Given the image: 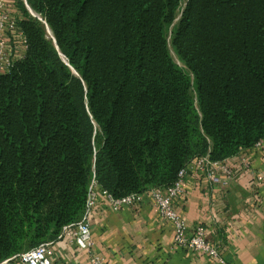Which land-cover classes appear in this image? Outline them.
<instances>
[{"label":"trees","instance_id":"obj_1","mask_svg":"<svg viewBox=\"0 0 264 264\" xmlns=\"http://www.w3.org/2000/svg\"><path fill=\"white\" fill-rule=\"evenodd\" d=\"M27 1L0 74V264L82 220L94 178L148 194L264 141V0Z\"/></svg>","mask_w":264,"mask_h":264},{"label":"crops","instance_id":"obj_2","mask_svg":"<svg viewBox=\"0 0 264 264\" xmlns=\"http://www.w3.org/2000/svg\"><path fill=\"white\" fill-rule=\"evenodd\" d=\"M225 166L232 175L218 170V183L204 171L189 170L184 194L174 206L190 229H206L228 264H264V142L227 160ZM91 226L93 251L107 264H219L177 248L172 224L160 217L150 195L139 207L118 212L100 199ZM50 250L54 264H91L90 254L68 239L57 240Z\"/></svg>","mask_w":264,"mask_h":264},{"label":"built area","instance_id":"obj_3","mask_svg":"<svg viewBox=\"0 0 264 264\" xmlns=\"http://www.w3.org/2000/svg\"><path fill=\"white\" fill-rule=\"evenodd\" d=\"M22 2L29 11L31 7L28 1L22 0ZM31 15L35 17L33 14ZM20 16L21 11L16 0H0V74L10 73L16 63L24 59L27 53L28 41L24 31L19 26ZM263 142L258 143L256 147H261ZM241 159L243 165L249 168L247 160L243 157ZM225 163L226 161L211 162L209 157L202 158L182 170L174 186L155 188L148 194H131L122 199L114 198L107 190L102 189L94 178L90 186L82 220L66 226L58 240L68 239L81 250L88 252L91 256V264H107L104 258L97 256L93 251L94 240L92 237L91 219L99 206V200L104 198L110 209L118 212L123 208L139 207L144 202L145 196L150 195L156 204L160 217L172 224L174 228V245L177 248L188 250L197 255L207 256L216 260L219 264H228L219 248L208 239L206 229L202 226L190 229L187 220L174 206V201L184 194V180L189 170L198 169L204 171L209 179L214 183H218V170L226 172L227 175H232ZM53 243L42 244L1 264H12L14 262L21 264H54L50 250Z\"/></svg>","mask_w":264,"mask_h":264},{"label":"rangeland","instance_id":"obj_4","mask_svg":"<svg viewBox=\"0 0 264 264\" xmlns=\"http://www.w3.org/2000/svg\"><path fill=\"white\" fill-rule=\"evenodd\" d=\"M16 1L18 2V4L22 3V0H16ZM170 35H171V34H170ZM49 36H50V38H52V34H51V32H49ZM170 49H171V53H172L173 58H174L175 60H177V57H176V55H175V53H174V51H173V48H172L171 44H170Z\"/></svg>","mask_w":264,"mask_h":264},{"label":"water","instance_id":"obj_5","mask_svg":"<svg viewBox=\"0 0 264 264\" xmlns=\"http://www.w3.org/2000/svg\"><path fill=\"white\" fill-rule=\"evenodd\" d=\"M29 11H30V13H31V14H33V15H34L36 18H39V16H38V15H36V14L33 12V10H32V9H30ZM40 20H41V19H40ZM49 32H51V31H50V29H49Z\"/></svg>","mask_w":264,"mask_h":264}]
</instances>
